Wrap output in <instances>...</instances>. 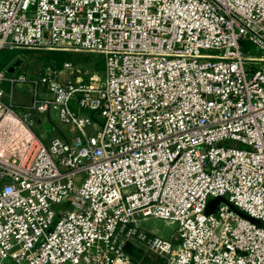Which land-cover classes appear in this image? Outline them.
Returning <instances> with one entry per match:
<instances>
[{
  "label": "built area",
  "instance_id": "1",
  "mask_svg": "<svg viewBox=\"0 0 264 264\" xmlns=\"http://www.w3.org/2000/svg\"><path fill=\"white\" fill-rule=\"evenodd\" d=\"M6 50L104 66H0V264H264L263 226L206 212L264 220V0H0Z\"/></svg>",
  "mask_w": 264,
  "mask_h": 264
},
{
  "label": "rangeland",
  "instance_id": "2",
  "mask_svg": "<svg viewBox=\"0 0 264 264\" xmlns=\"http://www.w3.org/2000/svg\"><path fill=\"white\" fill-rule=\"evenodd\" d=\"M19 57L22 59V62L20 64V70H23L25 72H30V71L35 72L45 64V62L39 58L40 52L26 51V53H24L23 55H19ZM72 59L82 63L84 66L89 67L90 69L93 70H101L104 66L102 57L94 53L75 52ZM14 98L17 102L20 103L29 102L30 100L29 86H25V87L15 86ZM51 116H52V120L45 119L43 123H37L36 125H34L35 133L44 140H46L48 136L54 135L56 133L57 127L63 129L64 132L67 131V126L61 125L58 115L55 111L51 113ZM49 138L50 137H48V139ZM214 198L215 197L210 198L209 202ZM238 209L241 212V215L243 214L242 216L251 219L257 225L264 227V220H258L256 218H253L249 216V214L246 213L245 211L241 210L240 208ZM142 227L147 230L154 227V229L157 230L159 234L165 237L171 236L176 228L175 225H168L164 220L157 218L143 222ZM146 264H164V263L158 260L150 259L147 260Z\"/></svg>",
  "mask_w": 264,
  "mask_h": 264
},
{
  "label": "trees",
  "instance_id": "3",
  "mask_svg": "<svg viewBox=\"0 0 264 264\" xmlns=\"http://www.w3.org/2000/svg\"><path fill=\"white\" fill-rule=\"evenodd\" d=\"M29 50H19V51H3L0 55V66L5 67L9 65L14 59L16 60L19 55H23ZM32 52V51H30ZM74 53L66 51H47L40 53V59L47 64H51L53 67H59L64 61L72 59ZM127 251L130 252L134 259L137 260L141 257V251L132 245L127 246Z\"/></svg>",
  "mask_w": 264,
  "mask_h": 264
},
{
  "label": "water",
  "instance_id": "4",
  "mask_svg": "<svg viewBox=\"0 0 264 264\" xmlns=\"http://www.w3.org/2000/svg\"><path fill=\"white\" fill-rule=\"evenodd\" d=\"M22 62V59L20 57H18L15 61H13V63L10 65L9 67V71L13 72L16 68H18L20 66ZM221 202H225L227 204H229L233 210H235L236 212H238L239 214H241V212L239 211L238 207L235 206L232 202L229 201V199H227L224 196H219V197H215L214 199L210 200L209 204H208V208H207V212L208 213H213L217 206L221 203ZM243 215V214H242Z\"/></svg>",
  "mask_w": 264,
  "mask_h": 264
},
{
  "label": "crops",
  "instance_id": "5",
  "mask_svg": "<svg viewBox=\"0 0 264 264\" xmlns=\"http://www.w3.org/2000/svg\"><path fill=\"white\" fill-rule=\"evenodd\" d=\"M20 67V66H19Z\"/></svg>",
  "mask_w": 264,
  "mask_h": 264
}]
</instances>
